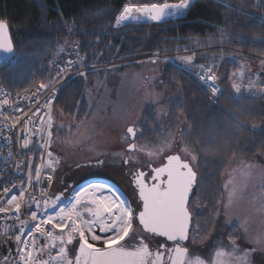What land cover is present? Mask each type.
Returning <instances> with one entry per match:
<instances>
[{"label":"rangeland","instance_id":"obj_1","mask_svg":"<svg viewBox=\"0 0 264 264\" xmlns=\"http://www.w3.org/2000/svg\"><path fill=\"white\" fill-rule=\"evenodd\" d=\"M168 19L156 22L142 18L122 22L119 26L133 22H151L155 26ZM75 47H78L77 42L67 39L59 46L53 61ZM156 53L150 47L134 58L102 67L104 70L93 77L85 75L83 81L87 86L75 111L54 110V129L62 126L59 135L54 132L53 137L59 145L56 151L62 163L57 170L54 190L66 188L69 195L77 183L95 177L110 179L128 191L131 180L127 172L133 164L158 162L176 148L191 158L196 167L213 163L216 168L220 166L219 160L230 158L228 154L233 144L229 133L235 121L231 114L218 104L213 106L212 97L192 81L194 77L190 73L180 74L183 72L171 59L154 56ZM233 55L238 66L231 71L229 85L233 97H238L234 82L242 59ZM218 57L213 51L210 58ZM169 68L172 70L168 71ZM50 73L53 74L52 69ZM131 126L137 128L135 140L127 133ZM132 142L136 143V150L129 149ZM120 153L125 155H118ZM99 154H104L101 158L106 157V167H76L77 163L85 161L94 163ZM128 156L133 161L125 164L123 161ZM61 179L63 183L57 188V181ZM218 202L211 234L204 241H200L202 236L196 221L192 262L257 264V259L264 257V156L236 158L224 172ZM139 237L147 239L142 234ZM121 243L128 246L127 240ZM143 243L139 239L134 244Z\"/></svg>","mask_w":264,"mask_h":264},{"label":"snow or ice","instance_id":"obj_2","mask_svg":"<svg viewBox=\"0 0 264 264\" xmlns=\"http://www.w3.org/2000/svg\"><path fill=\"white\" fill-rule=\"evenodd\" d=\"M190 6L191 0L126 5L116 19V25L142 18L159 22ZM0 52L13 53L8 25L4 21H0ZM75 55L79 57V51ZM183 59L187 63L192 58ZM74 68H82L79 59L68 60L63 67L57 65L55 75L50 73L46 82L36 85L31 96L18 93L11 97L0 88V137L10 149L8 159L18 158L7 172L0 170V214L13 224L0 238V264H187L184 249H169L167 245V242L187 239L186 221L183 209L173 202L170 190L159 183L162 172L152 169L151 183L146 180V172L133 173L140 201L135 208L128 199L122 198L124 194L118 187L100 180L73 187L74 195L68 206H59L64 199L62 193L53 190L49 195L46 191L62 167L56 151L59 145L53 139L54 132L58 136L62 126L53 127V101L59 99L57 85ZM90 68L95 71L94 65ZM77 74L86 75L82 70ZM41 95L45 96L42 104ZM17 100L28 103H16ZM25 107L31 115L25 112ZM127 133L135 140L137 128L128 127ZM129 149L136 150V143H130ZM33 151H39L40 159L45 160L39 167H34L29 158ZM102 156L104 154L95 157L94 163L85 161L77 163L76 167H106V157ZM132 161L128 156L123 162ZM25 170L26 179H19ZM13 175H17L19 182L11 178ZM62 183V179L58 180L57 188ZM141 231L164 238L158 244L169 252L167 262L163 252L153 254L146 244L135 246L133 242L137 241ZM126 240L128 246L121 243ZM11 244H15L14 250H9ZM70 245L74 246L69 248ZM257 264H264V257H259Z\"/></svg>","mask_w":264,"mask_h":264},{"label":"trees","instance_id":"obj_3","mask_svg":"<svg viewBox=\"0 0 264 264\" xmlns=\"http://www.w3.org/2000/svg\"><path fill=\"white\" fill-rule=\"evenodd\" d=\"M146 3H179V0H0V19L8 22L17 51L16 61L14 58L0 64V82L22 92L47 81L51 69L52 75L55 73L53 60L58 48L67 39L77 42L78 47L72 50L86 53L87 59L81 64L82 68L89 69L88 78L107 68L104 66L134 58L150 47L154 52L163 53L174 50L177 45H186L204 53L205 48L213 46L219 55L220 45H225L239 49H225L228 54L239 55V60L257 64L264 57V0H196L186 16L155 26L151 22L116 25L124 6ZM187 11L165 18L184 15ZM92 65L95 71L91 70ZM237 66L234 59L224 61L221 82L225 91L216 98L192 79L212 97L216 103L212 102L213 106L218 104L235 120L229 133L233 144L230 158L219 160L220 166L216 168L213 163L197 167L200 212L196 213V221L202 236L200 241L211 234L219 210L224 172L236 158L264 156V95L233 97L229 77ZM84 78L77 76L64 86L54 110L75 111L87 86ZM177 140L180 141L179 136Z\"/></svg>","mask_w":264,"mask_h":264},{"label":"built area","instance_id":"obj_4","mask_svg":"<svg viewBox=\"0 0 264 264\" xmlns=\"http://www.w3.org/2000/svg\"><path fill=\"white\" fill-rule=\"evenodd\" d=\"M220 48H221V53L219 54V57L216 60H213L212 58H210L213 56V46L205 48L206 50L204 51V53H201V50L199 48L189 47L186 45H177L176 48L172 51L163 52V53L158 52L154 56L166 57V58L171 59V62L175 63L177 67L183 73L184 72L190 73V75H192L194 79L198 83H200L208 92H210L212 95L217 97L225 89L223 83L221 82L222 65L225 60L231 61V59H234L233 54H236V53H232V54L226 53L225 49L230 48L228 46L220 45ZM230 49H232L233 51H239V49H236V48H230ZM76 51H79V57L75 55ZM185 57H191L192 59L191 61L185 63L183 59ZM77 59H79L82 63L83 61L87 59L86 53L78 49L71 50L63 58L55 60L53 63V68L56 71L57 65H60L61 67H63L66 61L68 60L75 61ZM81 70L86 73L89 69H86V68L75 69L74 68L66 74L65 78L61 81V84L57 85V87L60 89V91L57 94L58 96L60 92L62 91V89L64 88V86L68 82H70L75 77L79 76L77 73ZM209 77H214V79H209ZM42 82H46V81H42ZM0 88H2L4 92L9 93L11 97H15L18 93L21 96L23 95L31 96L32 92L35 91V88L27 92L13 91L3 82H0ZM234 91L239 96L252 95V96L258 97V96L264 95V57L257 64L249 63L247 60L242 59L240 68L238 69V73L235 78ZM44 98L45 96L41 95L40 97L41 104L43 103ZM16 103H28V102L17 100ZM55 103L56 101H53V107H52L53 127H54L53 115H54ZM25 112H27L28 115H31V113L28 112L27 107H25ZM33 119H36V117H33ZM36 139L39 140V137H37ZM9 152H10V149L7 146V142L2 137H0V170H4L5 172H7L11 168L13 163L17 161L18 159L15 156L12 157V159H8ZM40 156L41 154L39 151H33L32 153H29V158L32 160L34 167H39L41 163H45V160L40 159ZM26 177H27V170H25L24 174L19 175V179H26ZM11 178L15 180L16 182H19V179H17V175H13ZM55 182H56V177H54L53 181L51 182V186L46 188V191L49 193V195H51V193L54 190ZM86 183L87 181L86 182L82 181V182H79L77 185L83 186ZM13 192H16V190L14 189ZM60 193L63 194L64 199L62 201V204L59 206L70 205V203L72 202L70 198L74 195L73 191L69 195L65 191L57 192V194H60ZM16 226H19V225H16ZM12 227H13L12 221L10 219L5 218L2 214H0V238H2V234L6 229H11ZM40 243H44V241L40 240ZM12 245L14 246L13 249H11ZM73 246L74 245H70L68 247L72 248ZM8 247H9V250H14L15 244H11ZM53 251L55 253V250Z\"/></svg>","mask_w":264,"mask_h":264},{"label":"flooded vegetation","instance_id":"obj_5","mask_svg":"<svg viewBox=\"0 0 264 264\" xmlns=\"http://www.w3.org/2000/svg\"><path fill=\"white\" fill-rule=\"evenodd\" d=\"M176 152H179L183 159L189 160L193 164L194 169L197 172L198 178H199V173H198L197 167H196V165H194V163L191 160V158L185 156L181 152V150L175 149L173 152H170V153L164 155V157L158 162H150V163H147V162L146 163L145 162L141 163L140 162V163H137V164H133L132 169H130V171L127 172V176L131 180V185L128 187V191L127 190L125 191V189H123L122 186L118 185L117 183H114V184H111V185H115L116 187H118L120 189V191L124 194L122 198L128 199L129 202L132 204V206L135 208L140 203V201H139L138 189L136 188V186H135V184L133 182V173L136 172V171H144V172H146L147 173L146 180L149 183H151L152 181H151L150 177L153 175L151 170L152 169H156L157 170V168L160 167L165 162V158L169 154L176 153ZM166 178H167L166 175H161L160 184L164 188H165V180H166ZM198 178H197L196 184H193L192 193H191V195L189 197V201H188V209H189V212L191 213V218H192V223H191V227H190V230H189L188 237H187L186 240H179V241H175V242H167V245H168L169 249L171 247H173V248L174 247H179V248L185 250V256H186L187 264H194L192 262L193 260L191 259L192 255H195L194 254V246H193L194 243L192 242V240H193L192 239V235L195 232L196 213L200 212V198L197 196ZM91 180H98V179L94 177V178H91ZM193 200H196V202H197V203L194 202L196 204V205H194V206H196L195 209H194V206H192V204H191ZM137 230L139 231V229H137ZM140 234L146 236L147 239L146 238L144 239L142 237H138L137 240H139V239L143 240L144 241L143 244H146L148 246L150 252H152L153 254L155 252H157V251L163 252L165 261L167 262V259H168V256H169V252H166L164 249L160 248L159 244H158V242L159 241H163L164 238L163 237H158V236H153L152 234H148V233H145V232H142V231H141ZM198 241H199V239H198ZM135 242H133V243H135Z\"/></svg>","mask_w":264,"mask_h":264},{"label":"water","instance_id":"obj_6","mask_svg":"<svg viewBox=\"0 0 264 264\" xmlns=\"http://www.w3.org/2000/svg\"><path fill=\"white\" fill-rule=\"evenodd\" d=\"M194 2L195 1L191 3V6ZM189 9L184 15H180L177 17H171L169 19H175V18L186 16L189 12ZM0 21H4L5 23H7L8 33H9L11 42L13 44L12 54H6L4 52H0V64H2L6 61L14 59L17 56V51H16V47L13 41L11 29H10L8 22L5 20H1V19ZM131 139L133 138L131 137ZM157 170L158 172H162L163 173L162 175L167 176L165 180V188H168L170 190V194H171L173 202L179 205L183 209V213L185 215V221H186L185 222L186 236L188 237L189 230H190L191 223H192L191 213L189 212V209H188V201L192 193L193 184H196L197 182L198 174L195 171L193 164L189 160L183 159L179 152L169 154L165 158V162L160 167H158ZM98 180L106 182L107 184L108 183L114 184V182L110 179L101 178ZM160 182H161V179L159 183Z\"/></svg>","mask_w":264,"mask_h":264},{"label":"bare ground","instance_id":"obj_7","mask_svg":"<svg viewBox=\"0 0 264 264\" xmlns=\"http://www.w3.org/2000/svg\"><path fill=\"white\" fill-rule=\"evenodd\" d=\"M13 247H14V246L12 245V246H11V249H13Z\"/></svg>","mask_w":264,"mask_h":264}]
</instances>
